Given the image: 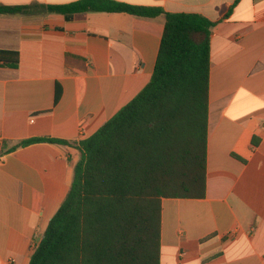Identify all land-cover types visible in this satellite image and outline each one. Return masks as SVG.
Listing matches in <instances>:
<instances>
[{"label":"crops","instance_id":"1","mask_svg":"<svg viewBox=\"0 0 264 264\" xmlns=\"http://www.w3.org/2000/svg\"><path fill=\"white\" fill-rule=\"evenodd\" d=\"M77 0H0L4 5ZM196 13L210 34L206 191L162 198L159 264H264V0H115ZM164 17L0 16V264H28L90 137L150 80ZM39 112L48 115L35 116Z\"/></svg>","mask_w":264,"mask_h":264},{"label":"trees","instance_id":"2","mask_svg":"<svg viewBox=\"0 0 264 264\" xmlns=\"http://www.w3.org/2000/svg\"><path fill=\"white\" fill-rule=\"evenodd\" d=\"M86 12L163 16L160 46L148 83L90 137L77 144L31 138L13 147L54 143L80 151L70 188L28 264H159L161 199L205 196L210 34L216 22L115 0L0 4V16L58 14L71 20ZM0 65L16 68L18 53L0 49Z\"/></svg>","mask_w":264,"mask_h":264},{"label":"built area","instance_id":"3","mask_svg":"<svg viewBox=\"0 0 264 264\" xmlns=\"http://www.w3.org/2000/svg\"><path fill=\"white\" fill-rule=\"evenodd\" d=\"M2 140H3V137H2V135L0 134V143L2 142Z\"/></svg>","mask_w":264,"mask_h":264}]
</instances>
